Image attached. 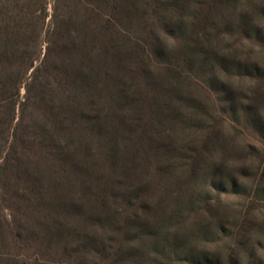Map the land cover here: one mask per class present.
Wrapping results in <instances>:
<instances>
[{"label": "rangeland", "instance_id": "rangeland-1", "mask_svg": "<svg viewBox=\"0 0 264 264\" xmlns=\"http://www.w3.org/2000/svg\"><path fill=\"white\" fill-rule=\"evenodd\" d=\"M200 1L111 2L106 57L115 61L113 86L126 95L123 100L154 92V107L162 113L161 121L147 108L142 115L140 130L149 134L150 145L148 155L144 149L141 155L147 162L130 173L141 172L144 180L126 187L123 223L108 220L106 232L89 234L97 237L95 246L84 240L80 254L72 256H55L44 229L37 243L25 214L40 200L25 197L34 176L29 184L25 173L40 159L15 141L9 166L5 153L0 159V264H46L54 256L60 264H264V5L231 0L214 25L196 36L191 30ZM90 2L101 0H83L77 9L82 23L91 21ZM57 4L47 0V25ZM70 10L67 2L57 9L62 15ZM106 95L100 92L101 99L95 96L77 113L80 131L90 134L80 133L81 144L89 148L113 136L132 147L137 133L113 127L114 119L122 125L133 118L121 108L131 101L113 107ZM29 112L38 117L42 109L34 105ZM106 117H112L108 124ZM30 129L36 132V122ZM46 135L37 139L56 157L68 146V164L82 161L81 152L74 155L78 136L72 141L52 133L50 141ZM157 174L160 185L153 180ZM140 191L144 201L137 203ZM81 244L74 242L70 251Z\"/></svg>", "mask_w": 264, "mask_h": 264}, {"label": "trees", "instance_id": "trees-1", "mask_svg": "<svg viewBox=\"0 0 264 264\" xmlns=\"http://www.w3.org/2000/svg\"><path fill=\"white\" fill-rule=\"evenodd\" d=\"M112 1L118 0L88 3L86 12L91 15V21L88 19L89 23L86 24L81 22L77 10L83 0H57V8L53 9L50 24L47 25V0H0V159L5 153L4 165L9 166L8 156L16 151L15 141H20L22 149L40 159H34L33 165L25 173L28 178L25 181L29 184L30 176L34 175L33 184L30 188L27 186L28 194L25 197L40 200L25 217L34 228L32 235L37 243L40 231H46V235H49L46 245H54L55 256L65 252L70 256L80 254L86 241L95 246L97 237L89 234L106 232L104 224L108 220H121L119 222L123 223L127 208L122 209V206L129 205V202H125L128 200L126 187L131 181L144 180L141 172L130 173L145 167L147 162L145 150L150 145L146 139H149V134L144 129L140 130L142 115L147 108L150 109L148 113L153 110L152 115L157 121L162 119L160 108L154 107L157 101L154 92L146 93L138 100L128 97V100H124L131 103L121 108L130 110L133 118L122 125V120L113 118V127L117 130L128 127V135L137 133L138 138L133 146L140 150L139 155H135L136 151L125 138L119 144L113 140V136L109 139L105 137L103 144L98 142L89 148L87 143L81 144L80 133L85 136L86 131L90 136L87 130L80 131L79 128L82 119L77 113L85 110L82 106L94 102L100 92L108 94L107 103L110 105H119V101H124L121 96H126L123 92L118 93L113 86L115 61L106 57L110 25L114 19L113 13H108L110 8L113 10ZM64 2L69 4L72 11L62 15L57 9ZM246 2L250 5L261 2L264 5V0ZM198 6L199 12L193 17L191 30L196 36L213 26L215 20L232 6V2L201 0ZM99 21L103 22L101 28L98 27ZM103 46L102 59H99V48ZM32 105L42 109L38 117L30 115ZM106 118L108 124V118L112 117ZM35 122L37 130L33 133L30 126ZM52 133L71 140L78 136L80 141L75 144L77 149L74 155L81 152L82 161H78L82 163L74 164L72 161V164H68V146L60 150L58 158L56 152L53 153L51 148L38 141L43 134L50 141H55L50 137ZM261 144L264 148V141ZM143 149L145 156L141 155ZM155 155L152 153V156ZM160 179L161 176L157 174L153 180L160 185ZM44 183H49V188ZM134 199L137 203L143 202L142 192H138ZM137 203L133 206L136 207ZM132 217L138 216L133 214ZM78 240H82L81 247L71 252L69 248ZM54 257L45 263L60 264Z\"/></svg>", "mask_w": 264, "mask_h": 264}]
</instances>
